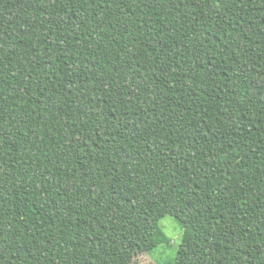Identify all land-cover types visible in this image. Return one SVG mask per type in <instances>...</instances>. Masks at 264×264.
<instances>
[{
  "label": "trees",
  "instance_id": "16d2710c",
  "mask_svg": "<svg viewBox=\"0 0 264 264\" xmlns=\"http://www.w3.org/2000/svg\"><path fill=\"white\" fill-rule=\"evenodd\" d=\"M166 216L174 264H264V0H0V264Z\"/></svg>",
  "mask_w": 264,
  "mask_h": 264
},
{
  "label": "rangeland",
  "instance_id": "374dc122",
  "mask_svg": "<svg viewBox=\"0 0 264 264\" xmlns=\"http://www.w3.org/2000/svg\"><path fill=\"white\" fill-rule=\"evenodd\" d=\"M160 232L156 236L158 245L154 247L153 228L141 232L123 247L130 257L135 256V264H174L183 237V225L173 216H166L160 222ZM162 241V242H160ZM152 247V250H148ZM154 247V248H153Z\"/></svg>",
  "mask_w": 264,
  "mask_h": 264
}]
</instances>
